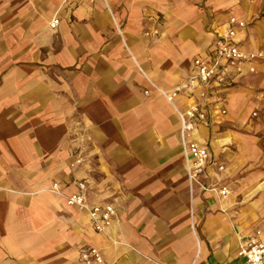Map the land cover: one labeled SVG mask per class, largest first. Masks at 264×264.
I'll list each match as a JSON object with an SVG mask.
<instances>
[{"label":"crops","instance_id":"1","mask_svg":"<svg viewBox=\"0 0 264 264\" xmlns=\"http://www.w3.org/2000/svg\"><path fill=\"white\" fill-rule=\"evenodd\" d=\"M231 17L238 46L264 50V0H0V264H84L86 248L101 264H239L264 244V63L203 97L157 90ZM194 102L210 156L190 184L176 107ZM79 182L88 206L115 207L103 233L66 204Z\"/></svg>","mask_w":264,"mask_h":264},{"label":"built area","instance_id":"2","mask_svg":"<svg viewBox=\"0 0 264 264\" xmlns=\"http://www.w3.org/2000/svg\"><path fill=\"white\" fill-rule=\"evenodd\" d=\"M57 25V19H53L49 24L52 29H55ZM244 27V21L231 17L228 20L227 28L222 33L217 34L212 49L205 55L198 56L193 60L191 73L171 91L164 92L157 89L158 92L169 103L173 104L177 97L190 99L196 93L203 97L214 84L224 87L227 71H232L238 76L255 73V64L264 63V50L251 52L238 46L236 41L237 29H243ZM119 34L121 33L119 32ZM145 94H148V92L145 91ZM176 109L181 124L180 139L182 154L186 163V174L191 184L196 182L198 176L204 172L210 156L209 150L204 144L191 138L197 123L205 121L207 115L200 108V105L195 102L187 104L184 109H178L177 107ZM219 113L225 115L226 111L223 109ZM213 118L214 116L210 114V119ZM223 169V166L218 167L219 171H223ZM201 186L204 190L212 191L222 199L231 193L226 187H205L203 184ZM56 190L57 184L53 185V191ZM85 192V184L79 182L77 193L65 197L66 204L86 211L93 229L98 233H103L112 226L115 220V207L111 204L88 206L85 203ZM238 258L240 260L239 264H264V244L257 237L250 238L248 242L239 248ZM79 259L84 264L102 263L100 253L93 248L82 249Z\"/></svg>","mask_w":264,"mask_h":264},{"label":"rangeland","instance_id":"3","mask_svg":"<svg viewBox=\"0 0 264 264\" xmlns=\"http://www.w3.org/2000/svg\"><path fill=\"white\" fill-rule=\"evenodd\" d=\"M232 131H233V132H236V133H241V132H242L241 129L238 128V127H234V128H232Z\"/></svg>","mask_w":264,"mask_h":264}]
</instances>
